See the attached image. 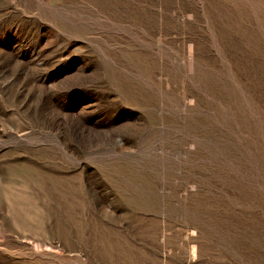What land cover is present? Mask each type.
<instances>
[{
	"label": "rangeland",
	"instance_id": "rangeland-1",
	"mask_svg": "<svg viewBox=\"0 0 264 264\" xmlns=\"http://www.w3.org/2000/svg\"><path fill=\"white\" fill-rule=\"evenodd\" d=\"M0 264H264V0H0Z\"/></svg>",
	"mask_w": 264,
	"mask_h": 264
}]
</instances>
